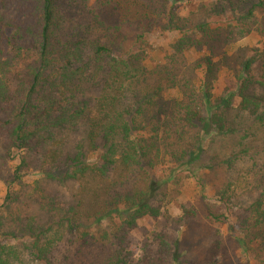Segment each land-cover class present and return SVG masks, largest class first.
<instances>
[{"label":"trees","instance_id":"trees-1","mask_svg":"<svg viewBox=\"0 0 264 264\" xmlns=\"http://www.w3.org/2000/svg\"><path fill=\"white\" fill-rule=\"evenodd\" d=\"M188 2L0 0V264H191L179 247L196 211L170 214L166 163L222 172L225 204L247 186L238 231L264 264V43L234 49L264 38V0L180 17ZM156 27L176 38L151 67Z\"/></svg>","mask_w":264,"mask_h":264},{"label":"rangeland","instance_id":"rangeland-1","mask_svg":"<svg viewBox=\"0 0 264 264\" xmlns=\"http://www.w3.org/2000/svg\"><path fill=\"white\" fill-rule=\"evenodd\" d=\"M116 1L127 3L130 0ZM217 1L190 0V2L179 6L177 13L180 17L186 18L192 12H195L200 5H210ZM106 6L107 13H115L112 9L114 1L112 5L106 4ZM228 22H231L229 13L226 17L215 19L213 25H224ZM175 38L176 34L162 32L158 27L148 33L147 42L150 47L147 50L148 65L153 67L158 63H162L166 56V51H169V47ZM263 43L264 38L257 32H253L245 39L238 41L234 49H254L261 47ZM196 57H198V53H194L190 59L192 60ZM234 59H236L235 56ZM238 64L234 65L238 66ZM227 79L228 75L223 72L219 85L215 90L216 94H219L226 86L225 82ZM156 174L162 180L169 179L166 188L173 194V199L168 207L172 216H181L183 205H191L196 211V218L189 227L184 228L181 235L180 260L190 261L191 264H247L246 258H244L246 256L244 253L245 241H243L238 231V218L242 212L241 210L246 208L251 200V196L245 192L247 186L243 184L238 189H233L230 194L234 193L238 200L235 196L229 204H225L219 200L217 194V190L222 187L226 179L220 171L215 173L210 171L182 172L180 169L166 163L156 169ZM31 180V177L26 178L27 182ZM5 193L6 187L0 184V204L3 202ZM212 214L222 216L223 219L217 222ZM145 224H147L146 221ZM213 241H219L221 245L216 257L211 258L207 254V250ZM253 264L255 263L253 262Z\"/></svg>","mask_w":264,"mask_h":264}]
</instances>
